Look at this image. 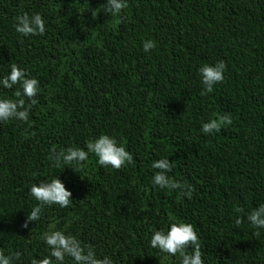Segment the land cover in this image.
<instances>
[{"label":"trees","instance_id":"trees-1","mask_svg":"<svg viewBox=\"0 0 264 264\" xmlns=\"http://www.w3.org/2000/svg\"><path fill=\"white\" fill-rule=\"evenodd\" d=\"M104 3L0 0V78L15 63L40 81L30 123H0V249L30 264L50 254L41 234L60 230L114 264H180L150 239L182 221L196 228L205 264H264V229L235 223L237 208L246 216L264 204V0H127L119 15L92 16ZM21 13H40L45 34L17 33ZM146 40L156 42L147 53ZM220 60L224 82L202 96L198 69ZM14 91L0 86V98ZM224 113L232 125L202 133ZM102 134L134 162L114 170L90 154L76 173L49 159ZM161 158L174 161L169 176L194 186L190 199L153 185ZM56 176L71 205L45 207L23 228L37 204L31 185Z\"/></svg>","mask_w":264,"mask_h":264},{"label":"clouds","instance_id":"clouds-1","mask_svg":"<svg viewBox=\"0 0 264 264\" xmlns=\"http://www.w3.org/2000/svg\"><path fill=\"white\" fill-rule=\"evenodd\" d=\"M127 0H105V3L99 7V11L90 9L92 16L103 10L107 14L119 15L122 10L127 8ZM15 31L24 37L44 35L46 32L45 21L40 13H21L16 17ZM156 47V42L146 40L142 42V50L149 52ZM226 63L223 60L217 61L214 65L203 64L199 69L201 82L204 85L201 95H207L213 92L217 84L224 82V73ZM0 86L5 89H13L15 98H0V123L11 120H18L24 123H30L29 115L33 106L38 103V93L40 92V81L31 77L29 73L13 63L10 65V72L0 78ZM233 124V118L230 113L217 115L209 119L201 127L204 134L219 133L221 129ZM94 154L97 157V163L101 167H111L114 170H120L126 164L134 162V156L127 151L122 143H119L113 136L102 134L98 138L90 140L86 144V150L80 147H67L66 149L50 150L49 159L55 167L61 165H75L71 168L74 172L80 173L84 163L89 159V155ZM174 161L170 162L168 158H161L153 161L151 167L156 169L152 183L160 189H171L179 191L182 197L191 198L195 188L187 181H178L169 176L174 167ZM31 197L37 201V204L22 225L28 228V222H36L40 219L45 207L58 205L60 208H67L71 205L72 193L66 189L64 183L56 176L49 182H40L39 185L33 183L29 189ZM241 213L236 217L235 223L239 226L244 222V217L251 224L256 236L260 235V229H264V204L258 208H253L244 215L243 208H237ZM46 246L50 249V254L42 258H32L30 264H64L65 258H71L72 264H114L108 256L98 257L94 248L90 244H82L74 235L65 234L60 230H52L41 234ZM150 247L158 249L159 252L167 256H179L180 264H205L203 256V245L196 228L191 223L175 221L168 226L167 232L158 229L152 232ZM190 250V251H189ZM21 259L20 252L5 254L0 249V264H14Z\"/></svg>","mask_w":264,"mask_h":264}]
</instances>
